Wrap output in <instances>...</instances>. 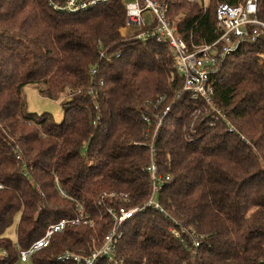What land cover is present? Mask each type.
Returning a JSON list of instances; mask_svg holds the SVG:
<instances>
[{
    "label": "trees",
    "instance_id": "1",
    "mask_svg": "<svg viewBox=\"0 0 264 264\" xmlns=\"http://www.w3.org/2000/svg\"><path fill=\"white\" fill-rule=\"evenodd\" d=\"M152 1L189 44L213 42L217 6L245 0H208L205 9ZM257 6L264 20V0ZM125 27L123 0L76 14L47 0H0V264H73L57 257L88 254L113 227L108 208L151 196L152 161L163 179L159 208L123 223L115 261L96 264H264V38L242 44L212 76L223 122L182 91L165 43L138 41L145 28ZM27 85L61 101V121L27 110ZM78 204L88 223L67 225L21 262L19 250L78 218Z\"/></svg>",
    "mask_w": 264,
    "mask_h": 264
},
{
    "label": "built area",
    "instance_id": "2",
    "mask_svg": "<svg viewBox=\"0 0 264 264\" xmlns=\"http://www.w3.org/2000/svg\"><path fill=\"white\" fill-rule=\"evenodd\" d=\"M47 1L49 6L55 10L76 14L84 12L91 7L105 4L110 0ZM188 1L196 2L205 9L208 0ZM123 3L126 27L122 31L129 30L128 32L131 33L134 30L145 28L135 34L136 40L145 42L153 38L157 43H166L169 54L173 59V67L183 78L182 91L190 93L192 98L202 100L207 117L212 120L226 122L225 115L218 109L213 99L212 76L218 71L225 58L235 52L242 44L254 43L259 41L260 38H264V20H261L258 16L257 0H245L236 6L220 3L216 8L213 29L217 35L216 39L210 43H195L191 36L189 44L179 36L176 28L167 20V9L164 3L152 0H123ZM147 10L151 17L149 16L145 19L143 13ZM167 111L168 109L163 112V115ZM228 130L233 132L234 128L229 126ZM148 171L151 179V196L145 204L141 207L121 206L116 210L108 208L107 213L113 220V227L103 237L101 244L88 254L64 251L57 257V260L60 262L69 261L73 264H96L103 258L114 262L115 248L120 237L118 233L120 226L147 206L154 209L159 208L153 196L160 190L163 179L157 175V169L153 161L149 165ZM1 188L2 186L0 185ZM108 197H113L119 202L128 201L126 195L111 194ZM76 207L79 212L78 218L73 221L62 219L48 226L43 236L33 242L27 249L19 250L20 261H27L35 252L47 247L53 236L62 233L67 225H78L81 220L84 223H88L84 219L82 205L78 204Z\"/></svg>",
    "mask_w": 264,
    "mask_h": 264
},
{
    "label": "rangeland",
    "instance_id": "3",
    "mask_svg": "<svg viewBox=\"0 0 264 264\" xmlns=\"http://www.w3.org/2000/svg\"><path fill=\"white\" fill-rule=\"evenodd\" d=\"M149 16L151 17V14L149 13L148 10L143 13V17L145 19L146 17H149ZM167 51H168V48H167ZM22 96H23L25 106L28 111L37 113L39 115L49 114L50 118L55 122H59L62 120L63 109L61 107L60 100L54 101V100H50V99L42 97L41 94L39 93V89L31 85H27L22 89ZM153 199L157 201V196L154 195ZM18 220H19V216L17 215L14 218L13 224L6 230V233H5L6 237H8L11 242H15L16 240V226H17Z\"/></svg>",
    "mask_w": 264,
    "mask_h": 264
}]
</instances>
